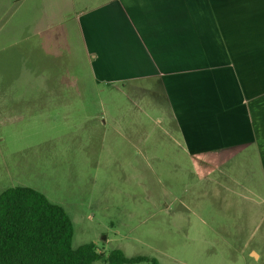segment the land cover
I'll return each mask as SVG.
<instances>
[{"label": "rangeland", "instance_id": "obj_1", "mask_svg": "<svg viewBox=\"0 0 264 264\" xmlns=\"http://www.w3.org/2000/svg\"><path fill=\"white\" fill-rule=\"evenodd\" d=\"M106 1L0 0V193L27 187L62 207L73 248L264 264V180L251 149L199 156L197 140L173 129L195 126L192 92L216 107L209 80L93 78L77 19Z\"/></svg>", "mask_w": 264, "mask_h": 264}, {"label": "crops", "instance_id": "obj_2", "mask_svg": "<svg viewBox=\"0 0 264 264\" xmlns=\"http://www.w3.org/2000/svg\"><path fill=\"white\" fill-rule=\"evenodd\" d=\"M77 28L99 82L209 80L216 107L192 92L195 126L174 131L195 138L199 156L251 149L264 180V0H109Z\"/></svg>", "mask_w": 264, "mask_h": 264}, {"label": "trees", "instance_id": "obj_3", "mask_svg": "<svg viewBox=\"0 0 264 264\" xmlns=\"http://www.w3.org/2000/svg\"><path fill=\"white\" fill-rule=\"evenodd\" d=\"M72 237L68 214L40 192L12 187L0 193V264H158L118 249L103 256L93 243L73 248Z\"/></svg>", "mask_w": 264, "mask_h": 264}]
</instances>
